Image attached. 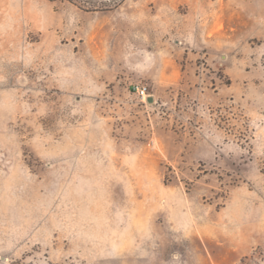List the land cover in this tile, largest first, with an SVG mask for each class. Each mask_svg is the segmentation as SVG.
<instances>
[{
  "label": "rangeland",
  "instance_id": "1",
  "mask_svg": "<svg viewBox=\"0 0 264 264\" xmlns=\"http://www.w3.org/2000/svg\"><path fill=\"white\" fill-rule=\"evenodd\" d=\"M0 264H264V0H0Z\"/></svg>",
  "mask_w": 264,
  "mask_h": 264
},
{
  "label": "trees",
  "instance_id": "2",
  "mask_svg": "<svg viewBox=\"0 0 264 264\" xmlns=\"http://www.w3.org/2000/svg\"><path fill=\"white\" fill-rule=\"evenodd\" d=\"M60 2H70L74 5L90 11H110L118 7L122 0H57Z\"/></svg>",
  "mask_w": 264,
  "mask_h": 264
},
{
  "label": "built area",
  "instance_id": "3",
  "mask_svg": "<svg viewBox=\"0 0 264 264\" xmlns=\"http://www.w3.org/2000/svg\"><path fill=\"white\" fill-rule=\"evenodd\" d=\"M132 88L136 90L139 97L143 100L146 99L148 96H150L149 89H148L147 85L137 83V84L133 85Z\"/></svg>",
  "mask_w": 264,
  "mask_h": 264
},
{
  "label": "water",
  "instance_id": "4",
  "mask_svg": "<svg viewBox=\"0 0 264 264\" xmlns=\"http://www.w3.org/2000/svg\"><path fill=\"white\" fill-rule=\"evenodd\" d=\"M148 101H153V96H148Z\"/></svg>",
  "mask_w": 264,
  "mask_h": 264
}]
</instances>
